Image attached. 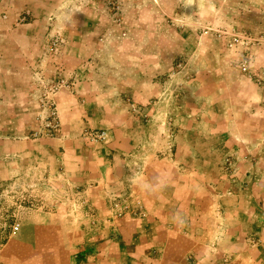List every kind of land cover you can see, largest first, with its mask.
Listing matches in <instances>:
<instances>
[{
	"label": "rangeland",
	"instance_id": "obj_1",
	"mask_svg": "<svg viewBox=\"0 0 264 264\" xmlns=\"http://www.w3.org/2000/svg\"><path fill=\"white\" fill-rule=\"evenodd\" d=\"M38 39L44 60L54 59L52 77L37 75L32 62L23 70L20 62L14 66V55L37 52ZM81 52L85 59L79 71L56 62L64 54L75 59ZM245 63L248 73L242 70ZM7 64L13 68L6 76ZM262 74L264 0H0V89L9 80L17 87L41 89L38 128L24 140L0 134V151L4 143L14 153L21 143L46 139L53 144L47 149L53 150L55 163L36 179L23 174L0 183V251L38 216L57 217L59 226L69 217L95 231L87 238L91 250L99 243L112 245L114 259L120 261L133 247L138 253L145 250V257L149 219L161 216V197L171 185L203 186L205 190L194 191L198 199H207L208 192L217 200H247L243 209L250 200L264 202V189L250 191L264 185V157L246 141L253 128L245 127L248 119L240 115V91L264 87L258 81ZM111 87L116 98L107 92ZM63 93L65 113L58 104ZM77 101L80 127L74 126L71 105ZM111 103L120 122L101 128L95 108L106 106L111 115ZM177 107L188 110L182 118L207 117L209 124H174ZM229 107L235 108L231 112L238 123L230 132L245 137L243 142H220L229 134L215 119H224L221 112ZM197 108L207 110L199 114ZM62 118L72 137L68 174L59 163L67 149L61 140L68 135ZM180 129L192 133L182 143L174 138ZM103 133L102 139L95 138ZM215 145L227 151L220 156L206 151ZM193 148L206 157H192ZM78 153L82 162L95 158L100 163L95 179L88 180L90 174L72 163ZM249 242L264 246L259 235ZM151 252L158 255L156 249Z\"/></svg>",
	"mask_w": 264,
	"mask_h": 264
},
{
	"label": "crops",
	"instance_id": "obj_2",
	"mask_svg": "<svg viewBox=\"0 0 264 264\" xmlns=\"http://www.w3.org/2000/svg\"><path fill=\"white\" fill-rule=\"evenodd\" d=\"M35 23L37 30L42 31L40 21H35ZM39 42L40 39L35 44L38 47L35 54L26 57L22 54L14 55L13 61L17 63L14 66H18V62H20L19 67L23 70L28 68L26 62H32L34 65H31V68L33 67L38 73L37 75L45 74L47 78L52 77L56 71L53 65L54 59L44 60ZM82 53L75 59H70L68 53L64 54L59 56L57 59L59 61L56 62L59 65L70 64L72 68L79 71L80 63H83L85 59ZM9 60L7 58V62ZM3 68L7 76L13 67L7 64ZM57 69H61V67ZM9 83L8 87L0 89L3 95L0 98V134L4 138L9 135H18L24 140L25 136L38 128V98L41 89L38 85L31 88L28 85L18 87L11 85V80ZM107 92L114 95L116 89L111 87ZM63 96L66 97L65 93L58 97V104L62 112L65 113L67 105L62 100ZM114 98H116L115 95ZM240 101L244 107L240 108L243 110V112L240 111V115H244L243 119H248L245 127L253 128L246 132L251 134V137H248L246 141L253 142L254 153H258L259 157H264V87L247 86L243 91H240ZM6 102L14 103V107L7 108ZM30 102L31 104H29ZM71 105L75 110L73 113L74 126L80 127L82 114L79 111L78 101ZM111 109H113L111 115H109L110 113L107 115L108 108L106 106L100 105L95 108L100 112L96 115L97 126H101V128L114 127L120 122L118 115L113 114L117 108L112 103L109 110L111 111ZM232 109L235 111V108L229 107L225 109V113L221 112L224 119H215L217 125L227 126V130L221 129L226 130L225 134H229L220 139L222 143L245 141V137L237 136L235 130L230 132L231 127L238 125L234 118L235 112H231ZM103 110H106V113H101ZM201 110H207V108H197L199 114L202 112ZM176 111V116L179 118L174 119V124L179 126H188L189 124L190 127H193L195 124H209L207 117H204L202 121L195 117L192 119L182 118L181 115L187 112V109L177 107ZM68 125V122L65 121L64 127L67 129L68 135L63 134L61 140L66 143L61 146L67 148L62 150V159L59 162L63 174L66 171L68 174V165L71 163L68 145L72 137L66 128ZM220 133L222 134L220 130H217V134ZM187 134L192 133H186L180 129L178 135L174 136L175 141L182 143ZM241 135L243 134L241 133ZM50 144H52L51 141L46 139L21 143L18 146L20 150H16L14 153H9V150L3 145L0 151V183L10 178L21 177L23 174H28L29 178L36 179L40 173L53 167L55 164L53 150L47 149ZM206 151L214 152L215 155L220 156L227 150H224L223 146L215 145ZM190 155L194 158L206 157L204 152H198L195 148L191 150ZM82 157L84 156L78 153L72 159V163L79 165L83 173L90 174L88 180L90 177L95 179V175L101 172L100 163L95 158L82 162ZM77 162L79 163L77 164ZM81 162L82 164H80ZM171 186L173 187L169 190L166 189L161 197V216H151L149 219L152 224L150 223L151 225L146 231L145 247L148 250L147 255L142 256L143 258L141 254L146 252L145 250L138 253L137 249L134 251L133 247H130L126 249L123 260L115 261L112 245L102 247L99 243L93 245L92 249L94 250H91L87 238L91 233L95 234V231L90 232L83 229L79 224H74L73 219L71 223L69 217L63 218L59 226L57 217L38 216L34 222L24 225L16 237L0 251V264H264V246L261 248L249 242V237L258 235L264 241V230L258 227L264 226V217L260 216L264 212V202L261 199L250 200L248 208L243 209L246 207L247 201L244 199L217 200L211 198L208 192H206L207 199H198L197 195H194V191L205 190L201 185ZM262 189H264V185H253L250 191ZM241 206L243 207L241 208ZM155 249L158 253L156 256H154V252H151ZM149 255H152L151 258ZM137 259L140 260L137 261Z\"/></svg>",
	"mask_w": 264,
	"mask_h": 264
},
{
	"label": "built area",
	"instance_id": "obj_3",
	"mask_svg": "<svg viewBox=\"0 0 264 264\" xmlns=\"http://www.w3.org/2000/svg\"><path fill=\"white\" fill-rule=\"evenodd\" d=\"M236 42H239V39L236 40ZM242 70L244 73H248L249 72V68H248V65L245 63L243 64L242 66ZM258 81L261 83V82H264V74L262 75H259L258 77ZM58 127V125H57ZM103 137H105V133L101 134V135H96L95 138H99V139H102Z\"/></svg>",
	"mask_w": 264,
	"mask_h": 264
}]
</instances>
